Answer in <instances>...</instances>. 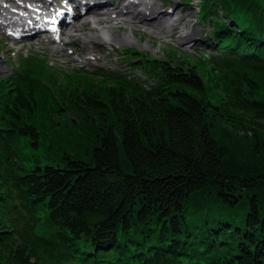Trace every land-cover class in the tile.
<instances>
[{"label":"trees","instance_id":"1","mask_svg":"<svg viewBox=\"0 0 264 264\" xmlns=\"http://www.w3.org/2000/svg\"><path fill=\"white\" fill-rule=\"evenodd\" d=\"M198 1L217 44L204 66L130 50L147 80L50 86L43 63L0 80V264H264V0ZM67 108L103 125L90 163L20 174L18 139L37 147ZM237 116L254 130L245 163L213 132Z\"/></svg>","mask_w":264,"mask_h":264},{"label":"rangeland","instance_id":"2","mask_svg":"<svg viewBox=\"0 0 264 264\" xmlns=\"http://www.w3.org/2000/svg\"><path fill=\"white\" fill-rule=\"evenodd\" d=\"M149 1V0H135ZM156 3L158 9H168L174 4L181 1V7L185 8V14H180L178 17L182 20L181 31L179 33L193 32V42L190 44L180 42L175 36L159 33L156 29H152L150 32L154 35L153 38L141 34L132 32L131 26H125L113 34L109 31L103 30V34H99L102 39H112L113 46L106 45L105 49L101 53L94 51H86L88 46L93 47L92 44L83 42V48L85 50L82 53H75L71 58L66 56V59H58L55 52L50 49L49 42H41V40H29L27 38L22 39L23 42L18 39L15 42L12 37L5 33H0V80H12L19 75V71L25 70V67L31 72H35L32 69L36 67V63L44 64L37 70L38 76L49 84L48 79L50 76H54L55 83L59 87H67L68 78L81 79L88 83L105 84L102 75L121 74L127 77H136L137 79H147L137 69H133L129 65L128 52L134 51L139 55H146L152 59H158L168 64H191L204 66L203 61H206L208 57L206 55L216 54L215 42L210 36L212 31L211 20L213 15L203 17L198 11L199 1L188 0L189 3H183L182 0H152ZM139 3V2H138ZM180 3V2H179ZM173 4V5H171ZM141 6L139 5V9ZM162 9V10H163ZM217 14L219 12L217 11ZM163 17L160 18L162 20ZM168 21V25L172 20L170 17L163 19ZM223 20H226L223 18ZM176 23V22H174ZM231 24V23H230ZM173 25V23H172ZM159 30V29H158ZM157 32V34H155ZM83 33H89L88 30H84ZM81 36V35H80ZM115 37L122 39V44L116 42ZM163 37V38H161ZM79 41H83L82 37L78 38ZM33 41V42H32ZM191 41V39H190ZM11 42V43H10ZM20 42V43H18ZM45 42V43H44ZM8 43L10 45H8ZM118 49V50H117ZM115 50L116 53H112ZM110 53H112L110 55ZM66 55V53H65ZM99 56L101 61L97 62L93 58L88 59L90 56ZM106 55H110L107 56ZM210 57V56H209ZM73 59L75 65H70L69 61ZM108 62V63H107ZM98 65L104 66L96 67ZM77 67H82L81 70L76 71ZM208 69V68H206ZM209 69L205 72H208ZM201 73V72H200ZM77 77V78H76ZM52 94H55L56 98H59L60 92L53 87ZM66 113L56 114L54 118L57 123L60 122L52 130L40 131V139L37 147L31 145L32 139L30 137L22 136L18 139L15 145V151L17 153L18 164L20 165V174L28 172L35 166L43 167L44 165L63 167L66 163L64 155L74 157L75 159L82 160L90 163L93 146L97 135L96 132H101L103 125H88L81 122V126L73 124L77 120L73 116H77L76 112L72 108H67ZM81 119V118H79ZM228 129V130H226ZM242 130L249 133H244ZM215 136L222 139L229 146L231 152L234 155L240 156L242 162L250 161V151L254 146V130L248 126L244 117H233L230 123H222L216 125L213 128ZM258 132V131H256ZM102 134V132L100 133ZM99 134V135H100ZM255 136L261 137V134L255 133ZM119 140V139H118ZM120 145V141H118ZM123 158V155H122ZM224 209V208H223ZM188 210L189 222H197V214L199 212ZM211 215H217L216 212L211 209L209 212ZM223 218L228 219L233 215L229 210H222ZM236 213V212H234ZM199 216V215H198ZM234 216V215H233ZM239 217V215H238ZM202 217L199 216L201 220ZM199 220V221H200Z\"/></svg>","mask_w":264,"mask_h":264},{"label":"bare ground","instance_id":"3","mask_svg":"<svg viewBox=\"0 0 264 264\" xmlns=\"http://www.w3.org/2000/svg\"><path fill=\"white\" fill-rule=\"evenodd\" d=\"M27 2L38 3L41 5L42 9H48L50 13L54 11L53 3L49 2V0H0V15L4 16V13L12 15L7 18H11L12 21H8L7 24H4V28L0 26L1 31L12 30L22 22V18L15 13V5L25 8L28 14L33 12V8L29 7L26 4ZM179 2L174 5L171 4L173 6L168 9H158L156 3L152 0L142 1L141 4L133 0H93L92 4L84 10V12H80V15L72 17L68 23L61 22L59 24L62 37L49 40L50 49L55 52L58 59H66V56L71 58L75 53H82V51L85 50V48H83V42H85L93 45V47L88 46L86 51H94L96 48L98 49L96 53H101L106 45L113 46L114 42L112 39H102L99 37V34H103V30H112L109 32L113 34L125 28V26H131L133 33L145 34L152 38L154 35L150 31L156 29L157 31H161L159 33L164 34L165 32L175 36L182 43L190 44L193 42V32L179 33L181 31L182 21L178 22L176 25H168L167 23L169 22L160 20L166 13L171 20L175 19V14L179 11H183L181 14H185V8H180L181 1ZM139 5H141L140 9ZM84 30H88L89 33H83ZM7 32L9 36H14L11 31ZM155 34H157V32ZM63 37L67 38L68 42L63 41ZM79 37L83 38L82 42L78 40ZM114 40L122 44V39H120V37H115ZM10 41L15 42V39ZM8 45L10 44L8 43ZM112 53H116V51L113 50ZM112 53H110V55ZM110 55H106V57ZM92 58L97 62L101 61L99 56L93 55L88 57V59ZM72 60L73 59L69 61L71 66L75 65ZM96 67L103 68L104 66L98 65ZM81 68L82 67H77L75 70L78 71L81 70Z\"/></svg>","mask_w":264,"mask_h":264}]
</instances>
